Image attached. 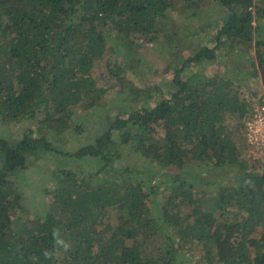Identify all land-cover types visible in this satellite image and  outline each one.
Returning a JSON list of instances; mask_svg holds the SVG:
<instances>
[{"label":"trees","instance_id":"obj_1","mask_svg":"<svg viewBox=\"0 0 264 264\" xmlns=\"http://www.w3.org/2000/svg\"><path fill=\"white\" fill-rule=\"evenodd\" d=\"M181 25L197 43L171 64ZM147 47L168 94L132 77ZM248 80L264 0H0V264H264V158L231 135L263 99ZM47 164L26 217L21 172Z\"/></svg>","mask_w":264,"mask_h":264},{"label":"rangeland","instance_id":"obj_2","mask_svg":"<svg viewBox=\"0 0 264 264\" xmlns=\"http://www.w3.org/2000/svg\"><path fill=\"white\" fill-rule=\"evenodd\" d=\"M178 29L180 30L181 34L183 35V39L187 42L186 45H184V47H181L180 50H176L174 52H172V58H168L167 62L173 64V57H176L177 55H180L179 52H186V50L190 47V46H195L197 41H196V37L186 34V29L183 28V26L181 25V27ZM143 51L146 54V58L147 61H145L144 67H138L134 70V75H132L133 79L135 82H139V83H144L145 85H149V86H158L159 88H161V90L168 94L170 86L169 83L171 81V76H172V68L169 70H165V62L163 61V58L161 56H158L157 54V50L156 48H144ZM156 67L158 68L159 72H156L154 69H156ZM207 68H205V72L206 73H211L213 72V70L216 69H221L222 67L220 65H208L206 66ZM192 68V67H191ZM198 67H196L197 69ZM130 73V72H129ZM145 79V80H144ZM241 88L244 90H250V92H253V94L255 95H260L262 94V96H264V89L263 86L261 85L260 82H254L248 80L247 83H243L240 82ZM255 96V98L257 97ZM159 98L158 92H154V96L153 99L150 100V102H148V104L153 103L154 101H156ZM119 99L115 98V94L112 90H109L105 93L104 95V103H105V107L103 109H99L96 108V110L98 112H101L102 116H104L105 114L108 115H112L115 114L118 111L122 110V106L119 104ZM257 100V99H255ZM257 102V101H256ZM234 121H232L233 124ZM31 121L28 122V124H30ZM27 124V123H26ZM4 125V124H3ZM3 127V126H1ZM9 130H14L15 128H17V125H11V127H8ZM232 132L231 135L233 137V139L235 140V142L238 145L243 146V144H245V139H244V128H242V131L240 129H238L237 127H231ZM244 147V146H243ZM129 157H127V159H129V161L135 163V164H140L141 162H144L143 159H141L142 157L140 155H136V153H130L128 155ZM263 160V159H262ZM44 161V160H43ZM42 162V161H41ZM79 162L81 164H84L83 161L79 160ZM257 165V163H255V166ZM41 167H44V164L41 163ZM53 166H48L45 167V169H42V174H39L37 170L35 169H26L23 170L21 172L22 176L19 179V183L23 186V192L26 196L25 202H23V214L26 217H32L34 216V211L37 212L39 211V208L35 207V203L37 204V206L40 207V209L42 207V204H46L48 201V198H46V196L42 193L41 188L44 184L48 185L51 182V177L48 175L49 171L52 170ZM44 171V172H43ZM165 172V170H163ZM159 186V185H158ZM164 187V185H161L159 187H161V189ZM199 191L200 194H204V192L202 191V188L199 187ZM33 197H32V194ZM195 253H202L200 252L199 248L195 249Z\"/></svg>","mask_w":264,"mask_h":264},{"label":"built area","instance_id":"obj_3","mask_svg":"<svg viewBox=\"0 0 264 264\" xmlns=\"http://www.w3.org/2000/svg\"><path fill=\"white\" fill-rule=\"evenodd\" d=\"M244 139L247 152L253 158H264V96L255 103L245 122Z\"/></svg>","mask_w":264,"mask_h":264},{"label":"clouds","instance_id":"obj_4","mask_svg":"<svg viewBox=\"0 0 264 264\" xmlns=\"http://www.w3.org/2000/svg\"><path fill=\"white\" fill-rule=\"evenodd\" d=\"M54 235H59V233H58V231H56L55 233H54ZM57 243L58 244H60V245H62L63 247H64V249L65 250H67L68 248H69V245L67 244V243H65L63 240H57Z\"/></svg>","mask_w":264,"mask_h":264}]
</instances>
